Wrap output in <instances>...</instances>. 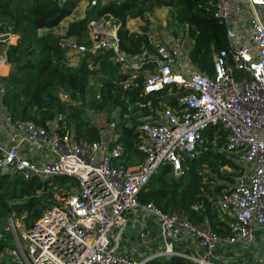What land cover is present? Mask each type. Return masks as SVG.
I'll use <instances>...</instances> for the list:
<instances>
[{"label":"built area","instance_id":"2783aa9c","mask_svg":"<svg viewBox=\"0 0 264 264\" xmlns=\"http://www.w3.org/2000/svg\"><path fill=\"white\" fill-rule=\"evenodd\" d=\"M211 4L228 40L227 49L214 53L212 75L189 60L192 40L184 33L159 42L149 36L153 50L128 54L121 48L120 23L94 19L88 44H66L85 55L112 51V61L133 78L143 70L144 94L172 85L188 90L177 108L165 107L137 125L144 153L137 165L113 162L122 149L111 147L117 134L108 135L107 127L112 130L117 121L103 123L102 139L87 142L75 138L63 113L42 127L28 120L13 123L0 109V173L78 180L36 221H25L26 215L7 219L16 245L8 253L14 264H147L173 256L190 264L264 263V0ZM12 37L0 31V45ZM5 62L2 53L0 65ZM211 126L227 130L226 150L243 167L216 200L230 231L224 237L208 218L193 223L182 212H164L138 197L164 165L181 175L183 160L198 156Z\"/></svg>","mask_w":264,"mask_h":264},{"label":"trees","instance_id":"16d2710c","mask_svg":"<svg viewBox=\"0 0 264 264\" xmlns=\"http://www.w3.org/2000/svg\"><path fill=\"white\" fill-rule=\"evenodd\" d=\"M80 1L0 0V31L18 36L16 43L0 45V54L5 53L11 68L8 75H0V109L6 111L13 123L28 120L42 127L63 113L75 138L87 142H96L103 135L90 111L105 116L101 125L111 123L116 115L117 123L108 135L117 134L111 147L119 146L122 154L113 162L124 167L137 165L144 157L139 148L142 137L137 125L144 118L157 117L165 107L177 108L179 98L188 90L172 85L144 94L143 70L132 79L130 72L122 71L112 61V51L101 52L92 59L91 64L97 66V71L86 62L89 54H82L84 60L72 65L67 57L70 48L64 42L75 38L79 43L88 44L90 21L111 18L120 23L122 50L128 54L140 53L146 48L153 50L148 29L130 31L127 21L143 17L157 5L172 7L175 19L184 27L183 33L193 41L189 60L199 72L212 75L214 53L228 47L226 28L213 16L212 0H96L84 18L70 23L64 35L56 34L55 28L73 13ZM96 72L107 79L96 97L86 101L91 76ZM227 135L224 128L211 126L198 156L183 160V173L175 176L171 166L164 165L141 190L140 201L152 202L164 212H182L193 223L208 218L219 235H229L216 200L243 174V167L226 150ZM77 184L75 177L66 175L42 180L1 172L0 254L16 248L6 229L9 217L26 215L28 222H34L56 203L57 197H66ZM147 264H190V261L173 256Z\"/></svg>","mask_w":264,"mask_h":264},{"label":"rangeland","instance_id":"374dc122","mask_svg":"<svg viewBox=\"0 0 264 264\" xmlns=\"http://www.w3.org/2000/svg\"><path fill=\"white\" fill-rule=\"evenodd\" d=\"M92 1L93 0H81L78 3L75 10L73 11V13L69 17L65 18L61 22V24L57 28H55V33L64 35L70 23L84 18L88 10L91 9L92 5H94ZM103 1H106V0H103ZM127 28L130 31H137V32H141L143 28H147L148 35L156 42L161 41L163 38H166V36L168 35L181 34L184 32V27L182 25H179V23L175 19L174 8L167 7V6H160V5H157L153 10L145 14L143 17L129 19L127 21ZM16 39L17 37H12L11 44L16 43L17 41ZM64 43L67 45L82 44V43H79L75 38H69ZM189 46L190 48H192L193 41L190 42ZM100 53L101 51H96L93 54L88 55V58H86V62H88L90 65L89 67L94 69L95 71H97L98 68L97 66H93L91 62H92V59L98 56ZM67 57L70 61V64L72 65H78L84 60L82 57V53L75 51V49H70ZM122 71H127V70L124 67H122ZM106 79L107 77L102 75L99 72H96L95 74L91 76L90 84L87 89L86 101H90L96 97V95L98 94L99 87ZM132 79H134L133 76H132ZM90 113H91L92 119L93 120L96 119L98 121L96 123L101 126L100 122L104 121L105 116L102 114L95 113L93 111H90ZM117 120H118V117L115 115L111 123H109L110 126H112V124L116 122ZM108 127L107 129L111 130V128H108ZM225 171L231 172V170L228 168H225ZM59 199H61V197H57L56 201ZM24 219L25 221H28L27 218H24ZM9 252L10 251L8 250L7 252L0 254L1 264H14L8 254ZM262 264L264 263L262 262Z\"/></svg>","mask_w":264,"mask_h":264},{"label":"crops","instance_id":"0c3cea01","mask_svg":"<svg viewBox=\"0 0 264 264\" xmlns=\"http://www.w3.org/2000/svg\"><path fill=\"white\" fill-rule=\"evenodd\" d=\"M15 37H17L18 38V36L17 35H15ZM17 40V39H16ZM15 40V41H16ZM3 54H4V52H2ZM10 65H8L6 62L3 64V65H0V75L1 76H6V75H8L9 74V72H10ZM118 117V116H117ZM105 121V120H104ZM104 123H106V122H104Z\"/></svg>","mask_w":264,"mask_h":264}]
</instances>
